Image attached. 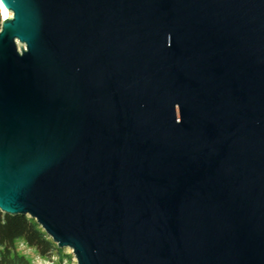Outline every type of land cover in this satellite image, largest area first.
<instances>
[{"label":"water","instance_id":"95a60500","mask_svg":"<svg viewBox=\"0 0 264 264\" xmlns=\"http://www.w3.org/2000/svg\"><path fill=\"white\" fill-rule=\"evenodd\" d=\"M0 211L77 264H264V0H0Z\"/></svg>","mask_w":264,"mask_h":264},{"label":"trees","instance_id":"16d2710c","mask_svg":"<svg viewBox=\"0 0 264 264\" xmlns=\"http://www.w3.org/2000/svg\"><path fill=\"white\" fill-rule=\"evenodd\" d=\"M18 240H23L44 258L60 252L34 220L25 215H8L0 211V264H18L13 252Z\"/></svg>","mask_w":264,"mask_h":264},{"label":"rangeland","instance_id":"374dc122","mask_svg":"<svg viewBox=\"0 0 264 264\" xmlns=\"http://www.w3.org/2000/svg\"><path fill=\"white\" fill-rule=\"evenodd\" d=\"M11 16V14H9ZM0 10V25H1ZM59 253L52 254L49 258L40 256L37 251L29 247L23 240H18L14 244L13 252L16 255L18 264H77L70 249L59 248ZM2 250L0 249V254Z\"/></svg>","mask_w":264,"mask_h":264},{"label":"bare ground","instance_id":"6f19581e","mask_svg":"<svg viewBox=\"0 0 264 264\" xmlns=\"http://www.w3.org/2000/svg\"><path fill=\"white\" fill-rule=\"evenodd\" d=\"M0 10H1V16L2 17H4V16L9 17V12L8 11L5 12L1 4H0Z\"/></svg>","mask_w":264,"mask_h":264}]
</instances>
